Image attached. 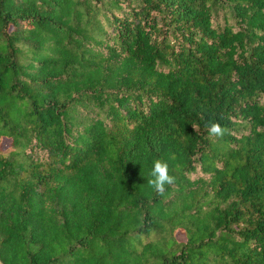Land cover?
<instances>
[{"label": "trees", "instance_id": "trees-1", "mask_svg": "<svg viewBox=\"0 0 264 264\" xmlns=\"http://www.w3.org/2000/svg\"><path fill=\"white\" fill-rule=\"evenodd\" d=\"M0 264H264V0H0Z\"/></svg>", "mask_w": 264, "mask_h": 264}, {"label": "clouds", "instance_id": "clouds-1", "mask_svg": "<svg viewBox=\"0 0 264 264\" xmlns=\"http://www.w3.org/2000/svg\"><path fill=\"white\" fill-rule=\"evenodd\" d=\"M208 130L211 135H222V128L216 123H212ZM149 177L150 178L147 181L148 185L159 193H163L165 185L171 184L174 180V177L169 175L167 162L159 160L153 162Z\"/></svg>", "mask_w": 264, "mask_h": 264}]
</instances>
